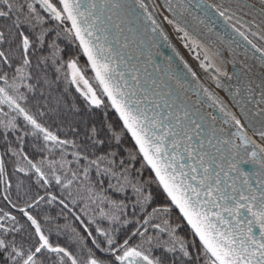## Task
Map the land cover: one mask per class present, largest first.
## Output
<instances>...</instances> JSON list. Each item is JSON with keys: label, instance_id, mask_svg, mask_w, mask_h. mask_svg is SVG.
Segmentation results:
<instances>
[{"label": "snow or ice", "instance_id": "6c2138e0", "mask_svg": "<svg viewBox=\"0 0 264 264\" xmlns=\"http://www.w3.org/2000/svg\"><path fill=\"white\" fill-rule=\"evenodd\" d=\"M107 2L108 0H105V3ZM112 2L116 7L119 6L117 0H112ZM136 2L141 9L147 11L143 0H136ZM185 2L189 5L192 4V0H185ZM259 2L264 5V0H259ZM166 3L171 5V0H166ZM237 3L240 4L241 8L254 7V5L249 6L244 3V0H237ZM59 4L62 6L61 8H57L52 0H32V2H29V0H0V22L5 25L3 29H0V45L9 44L8 49L0 50V82H2L0 84V104H7L10 109L17 113V116H22L27 124L34 129L32 135H36L37 132L42 133L45 141H50L57 146L71 143L67 140H60L42 127L17 102L18 99H24L23 95L19 94L21 87H27L29 91H33L31 84H24L25 80L32 79L31 72L26 71V69L31 66L29 55L33 43L29 36L21 31V28L34 17L40 19L37 5L61 23L65 20L71 21L69 31H74L75 38L79 40L83 53L87 56L95 72V79L102 86L103 94L111 100V106L119 113L124 129L131 133L135 143L139 146L140 153L143 154V158L155 171L156 177L167 196L171 198V202L183 214L193 233L199 238L204 257L203 264H264V182L258 181L261 191L257 194L245 177L243 181V185L247 188V191H245L244 187L238 186L236 180L230 175V172L243 175L240 173L239 164L234 159L228 161L229 170L226 172L222 164L216 165L214 156L210 157L209 153L204 151V140L199 141V147L196 146L194 141L199 138L200 125L196 124L194 127L186 125L184 121L187 119V113L184 117L177 115L175 122H173L171 112L167 114L163 111L153 112L150 116L149 109H141L144 101L137 97L134 91L125 92L123 90L118 82V80H123V74L116 71L109 59L112 56V49L100 45V36L95 31V27L99 23V17L92 16L96 8V0H59ZM208 7L212 8L216 15L222 18L227 27L231 28L236 35L261 53L258 60L261 67H264V49L257 48L248 39V36L235 26L241 23L235 12H230L228 9L215 5H209ZM185 11H187V8H185ZM260 12L264 15V7H261ZM180 14L183 16L184 13L181 12ZM90 16H92L91 22ZM148 18L151 19V15ZM168 23L174 24L176 30L183 33L182 38L184 40H190L193 45L201 46L194 37L190 36L186 28L181 26L179 21L168 20ZM152 24L155 25L153 31H156L159 25L155 20H152ZM161 34L163 35V33ZM252 34L257 35V33ZM10 36L19 37L16 50L11 48ZM259 37L264 40V28L260 30ZM164 38L167 39L166 36ZM37 40L42 45L43 35L37 37ZM15 51H19L20 55L19 66L14 67L12 59L15 56ZM105 53L107 54L105 55ZM205 59H208L207 55H205ZM5 65L7 68L14 69L11 80L7 72L4 71ZM69 67L73 69L71 80L72 83L77 85V90L82 92V95L90 104L99 107L102 103L101 100L97 97L95 90L84 77L76 62H70ZM216 71L220 72V69L217 68ZM193 75L195 74L193 73ZM221 75L226 76L227 73L221 72ZM133 79L138 81V74L133 73ZM81 82L84 86L83 89L80 86ZM217 86H222L219 80H217ZM123 87H127V85L125 84ZM10 90L18 95H12ZM204 92L212 103L219 107L220 112L227 118L226 122L234 123L237 126V138L244 141L245 153L247 154V145L250 138L243 132L244 126L235 115L226 110L218 98L208 92L207 89H204ZM168 95L171 96V93H168ZM152 103L156 108L161 107L155 101H152ZM4 115H7V113H4ZM165 115H167V124L164 119ZM0 128L4 130V139L7 141L8 150L11 151L12 155L22 156L27 161L28 168L34 169L43 179L45 174L41 167L34 164L27 155H23L22 148L18 152L10 147L12 141L8 140V132L19 131L16 118L0 119ZM109 131L119 142V137L116 136L110 125ZM257 132L264 140V126L258 129ZM92 133L94 136L97 134L95 128L92 129ZM27 134L25 133V135ZM16 139L21 140L22 137L17 136ZM102 142L97 141V143ZM223 142L233 144V141L227 139ZM208 143L211 144V140ZM251 143L254 144L255 142L251 141ZM233 147L238 146L233 144ZM256 147L260 148L259 145ZM251 156L253 158L252 162L259 163L260 167L264 169V148H260L259 155L256 151H252ZM185 159L192 161V163L186 166ZM240 162L246 163L248 161L242 159ZM42 163L44 162L41 161ZM92 163L96 162L93 161ZM54 164L55 162H49V167L53 169V172L55 171ZM186 167L188 168L187 171H185ZM18 170L26 171L23 167ZM3 172L4 160L2 154H0V174H3ZM221 173H224V176H221ZM72 175L75 178L76 174L72 173ZM85 178H87V170L85 171ZM55 179L57 183L61 182L59 176H56ZM45 182L47 181L45 180ZM71 184L72 181L69 180L64 186L70 187ZM136 191L141 193L139 188ZM40 199H43V197H40ZM52 199H55V197H52ZM152 199L151 193L144 196L141 204L142 210L146 211V209H143V205L151 203ZM118 210H120L119 207ZM21 211L35 227L38 241L34 247L25 248L22 244L18 245L16 238L9 236V234L14 231L18 232L19 229L5 227L4 223L0 222V252H6L7 264H44L43 256L45 253L54 254L56 264H65V258L70 261V264H167L163 254L154 255V249L157 248H161L164 253L173 256L179 251L188 260L193 258V254L188 250L185 240L177 236L175 228H162L159 224L153 225L160 232L168 233L169 239L163 242L160 241L159 237L145 235L148 232L146 226L149 225L150 220L153 219L156 213L171 211L167 207L154 208L151 213H147V218L144 219L141 227L136 228L122 243L117 241L112 232L97 225L95 231L100 237H103V241H98L93 236L92 231H88V225H85L88 237L92 238L91 244L93 247H89L84 243L79 256H74L64 247L54 246L50 243L49 237L42 231L38 221L24 209H21ZM105 215L110 222L119 223L118 215ZM10 219L15 221L16 218L13 216ZM89 223H95V221ZM137 223L140 222L137 221ZM81 224H84V221L81 220ZM165 225H168L167 220H165ZM141 228H143V231H141ZM113 231H118V229ZM136 235H139L142 239L140 243L133 246L129 241L132 236ZM77 237L82 242L84 241L79 233H77ZM145 245H148V247H145ZM172 264H175L174 260Z\"/></svg>", "mask_w": 264, "mask_h": 264}, {"label": "water", "instance_id": "95a60500", "mask_svg": "<svg viewBox=\"0 0 264 264\" xmlns=\"http://www.w3.org/2000/svg\"><path fill=\"white\" fill-rule=\"evenodd\" d=\"M184 9L187 8L186 12L193 15L195 21L199 25L198 33L204 39L212 43L214 49H219L222 54L238 55L243 59L250 60L255 59L259 62L258 57L261 55L252 48L251 44L243 40L241 37L236 35L231 28L227 27L222 18H219L215 11L208 7L209 5H215L213 0H192V4H186L185 0H174ZM224 1V0H221ZM236 4V6L245 11L258 20L262 25L264 24V15L261 14V5L259 0H244V3L249 6L241 8L237 0H227ZM58 6L59 0H57ZM156 6L157 2H161L168 5L165 0H152V3ZM165 2V3H164ZM118 7L108 0H96V8L92 13V16L99 17V23L95 27L96 34L100 36V45L105 48L112 49V56L109 59L112 62L113 67L116 68L118 73L123 74V80H118L125 92L132 90L136 93L144 103L141 105V109H149V115L153 112L159 113L161 111L167 114L171 112L173 114V122L176 120V116L184 117L187 113V119L184 121L186 125L196 124L200 125L199 138L194 141L197 147H199V141L204 140L205 148L204 151L209 153V156H214L216 165L224 167L225 171L229 170V160H235L239 164L240 173L230 172L233 179L236 180L238 186L244 187L247 191L246 186L243 185L245 177L251 184L252 189L256 190L258 194L261 191L260 182H264V169L260 167L259 163H254L251 156L252 151H256L259 155L261 145L257 143L255 138L260 137L253 123H248L243 118L236 116L235 112L227 107L221 98L215 95L211 89L202 82L199 76L195 72H192L188 66H186L178 56L171 50L170 46L166 42L164 35L161 33V29L158 28L153 31L155 25L152 24V17L149 19V13L141 9L137 4L136 0H117ZM150 3V7H154ZM216 6V5H215ZM169 7V6H168ZM181 9V7H180ZM90 16V22L92 19ZM110 17V18H109ZM68 28L71 29V21L66 20ZM203 21V23H201ZM234 23V22H233ZM240 31L244 32L248 39L252 41L257 48H261L259 44L253 41L252 37L242 30L237 24L235 25ZM72 38L75 39L78 50L81 56L86 60L89 71L92 73L93 80L96 82L100 92L105 101L110 106L111 111L115 114L118 123L122 126L125 134H127L131 144L134 145L138 155H140L145 166L148 167L155 181L161 188L164 196L167 198L172 208L176 210L180 218L183 219L187 228L192 232L195 239L202 247L199 238L193 233L191 226L188 225L186 219L179 209L171 202V198L167 196L163 186L159 183L156 177L155 171L148 165L147 161L143 158V154L139 151V146L135 143L131 133L127 132L123 127V121L119 117V113L116 112L115 108L111 106V100L103 94L102 86L99 85L95 79V72L91 67V63L83 53V49L80 46L79 40L75 38L74 31H71ZM127 45V47H125ZM262 49V48H261ZM239 52H243L246 55L242 56ZM188 53V52H187ZM107 53H105L106 55ZM250 58H249V57ZM256 66L257 64L254 63ZM264 70V68H262ZM133 73L138 74L139 80L133 79ZM193 73L195 75H193ZM248 74H252L256 83H259L257 74L249 68ZM127 87H123L124 85ZM204 89H207L213 96L219 99L226 108L227 111L231 112L239 121H243V132L250 138V142L247 145V154L245 153V143L242 139L237 138L238 128L234 123L226 122V117L220 112L219 107L214 105L212 101L205 94ZM171 93V96L168 95ZM155 101L160 104V108H156L152 103ZM166 102V105H165ZM215 118V119H214ZM250 118V117H249ZM167 124V115L164 117ZM252 119V117L250 118ZM262 126L260 125L259 128ZM231 140L233 144L238 147H233V144H225L224 140ZM211 140V144L208 141ZM219 141V143H218ZM254 141L255 143H251ZM257 145L260 148L256 147ZM264 148V147H263ZM169 150L171 151L170 147ZM239 153V155H237ZM242 159L248 162H240ZM192 161L185 159V164L190 165ZM215 167V165H213ZM188 168H185L187 171ZM219 171V169H217ZM224 176V173H221ZM227 178L225 177V180ZM29 221V220H28ZM29 224L34 230L35 227L29 221ZM259 230L257 229V232ZM38 237V236H37Z\"/></svg>", "mask_w": 264, "mask_h": 264}, {"label": "trees", "instance_id": "16d2710c", "mask_svg": "<svg viewBox=\"0 0 264 264\" xmlns=\"http://www.w3.org/2000/svg\"><path fill=\"white\" fill-rule=\"evenodd\" d=\"M56 72L58 75H60V72L62 71L58 68L56 69ZM50 73L51 79H53L55 73L52 71H50ZM58 79L61 83V88L59 89V91H57V85L56 90H54L55 83H53L51 80L46 82L44 78L42 79L43 88L46 91L57 92L54 94L51 93L49 96H42L38 100L39 103L44 106V110L42 111L43 116H46V119L49 121L48 125L54 127L55 132L61 133L62 126H68V128H70L71 126H75V128L80 126L84 128L89 125L90 128L99 129L103 124H105L107 127L108 124H111L112 130L115 132L116 136L119 137V142H117V139L111 132V136L107 139V142L111 143L109 145L110 148H105L104 152L101 151V153H99L96 150V147L92 146L91 149L94 150H88L87 153H83L79 157V161L77 155L75 156V160L70 157H68V160L63 158L62 163L64 167V173H69L68 167H70L71 169L69 175L59 176L60 178L65 180V184H67L68 181L71 180L73 181V184H77L79 186L83 185L85 182V171L87 170V173L95 172L92 173V175L99 178V183H97L96 186L101 188L104 187L102 190L96 188L98 191L102 192L108 190V187H114V189L121 190V192L119 193L121 199L118 198L116 200L122 201L123 204L132 203L135 206V211L137 212H146L151 207L147 204L146 206L143 205V209H146V211H144L142 210V203L139 200L133 201L125 195V193L129 191L138 193L136 191L137 188L141 189V193H139L141 201H143L144 196H146L148 193H151L158 202L157 204L154 203V206L158 205V207H160L167 205L166 198L163 196L159 187H153V185L151 184L153 183V181L148 180V182H145V184H143L141 187L138 185L140 175L142 174V172H144V166H142V164H135L134 166H132L130 163H124L126 160L121 163L126 153L122 141H124L130 147H132V145L127 134H125L124 130L118 123V120L117 118H115L113 113H111L113 117L108 118L109 115L106 112L105 114H107V116L104 113H101L99 117H97V114L95 113L87 112V110L82 107L83 104L80 102L81 99L79 100L77 93H73L71 91L70 84L67 81L64 82L61 76H59ZM57 96L59 97V99H57ZM2 107L3 106H1L0 109H2ZM3 108L6 112H10L11 116L12 114H14L11 109L5 108V106ZM90 108L92 109V107ZM109 112H111L110 109ZM48 125L46 126L49 127ZM19 128H21L20 134H15V132L13 131L8 132V140L12 141L10 147L19 152L20 145L23 142L25 144L23 150L25 147L28 149L26 150L27 153H24L23 155H27L31 160L32 158H36L37 156L39 157V159L46 161L48 156L52 154L55 149L51 146L56 145L50 141H45L43 134L42 136H35L34 138H24L21 140H17L16 137H20L25 129L32 130L31 125L27 124V122L25 121H21ZM73 134V132H69L65 134L64 137L66 140H74L75 137ZM91 139H93V142L98 141V138L94 136H91V138H89V141H91ZM35 140H37L36 147L35 150L33 149L32 151L28 147V143L31 142L32 144V141ZM103 142L107 144L106 141ZM92 144L94 143L85 145L81 149L87 150ZM96 145L99 146L97 142ZM8 148L9 145L4 139L3 129L0 128V154H2L4 160V172L3 174H0V222H3L5 227L19 229L18 232L14 231L9 234V236H14L16 238V242L18 245L22 244L25 248L34 247L38 241L37 236H35V233L32 230L29 222H27L24 212H21L19 210L20 208L29 206L25 211H29L30 214L38 221L42 231L49 237L50 243H52L54 246H66L69 250L74 252L73 248L71 249L65 243L66 235L64 233V228L71 226V224H69L70 218L76 217V211L78 209H82V206L78 207L79 204L77 205V203H80V205H84V196H77V199H75L74 191H72L70 187L69 189L65 190L67 202L63 200V203H61L62 199L56 194L57 182L54 178H52L53 174L49 173L48 170L46 172L43 171L45 175L44 178L41 179V177L37 173L31 171V169L28 168L27 161H25L22 156H13ZM79 149L80 148H77V150ZM106 152H108L109 154L102 156L101 158L103 159L98 157ZM134 152L135 151L133 149V152L129 153L128 156L135 155ZM70 155L72 154L70 153ZM93 161H95L96 163H92ZM21 167L25 168L26 171H19L18 169ZM72 173L76 174L75 178L73 177ZM45 180L47 182H45ZM40 197H43V199H40ZM52 197H55V199H52ZM37 201L39 202L37 203ZM30 205L32 206L30 207ZM65 205H67V207H65ZM110 210L113 211L114 209L111 208ZM13 216L16 218L15 221L10 219V217ZM162 218L163 213L159 212L156 219L158 221H162ZM169 218L171 219V223L173 224H169L168 227H173L176 223V228L178 229V218H174L175 220L172 219L171 216ZM11 223H13L14 225ZM104 226H108V224L103 223V226L101 227ZM182 226L184 227V229L180 224V229H178V232H176L177 236L181 235L185 238L188 234L192 236L188 228L185 227L183 221ZM126 227L127 224L122 229L123 232H126ZM82 228L85 229V226L82 225ZM194 241L196 242L197 249L201 250L202 248L197 240L194 239ZM187 246L189 251L193 250L196 253L195 248L190 243ZM179 253L180 252L177 251L174 256L172 255L171 262L174 260L175 264H184L183 256ZM195 258L197 259L196 256ZM43 261L44 264H56V257L52 253H45L43 256ZM193 261L194 264H198L195 259H193ZM0 264H7L6 252H0ZM65 264H70L66 258Z\"/></svg>", "mask_w": 264, "mask_h": 264}, {"label": "flooded vegetation", "instance_id": "af4514ba", "mask_svg": "<svg viewBox=\"0 0 264 264\" xmlns=\"http://www.w3.org/2000/svg\"><path fill=\"white\" fill-rule=\"evenodd\" d=\"M29 2H32V0H29ZM54 4L57 6L56 0H54ZM37 11H38L40 19H36L34 17V18H32L31 21L26 22L24 24V26L21 28V31H24V33L29 36V38L32 40V43H33V47L30 49V55H29V59L31 60V66H30V68H28L29 72H31L35 77L33 79V76H32V79L28 80V84L32 85L33 91H29L27 87H21L19 89V94H22L24 99H18L17 102L20 104L21 107H23L25 109L26 112H28L29 115H31L39 124H41L42 127L46 128L53 135H56V134H60V133L55 132L54 127H51L48 125L49 121L46 119V116L45 117L43 116L42 111H40V110L44 109V106H42L38 100L42 96L43 97L49 96L51 93L54 94L57 91H59V89L61 88V83H60V80L58 79L59 76H61V78L64 80V82L67 81L70 84L71 91L73 93H77L79 100L80 99L83 100L84 96L77 90V85L72 83L70 78L67 77V75L65 74V69L64 70L61 69L64 67V65L66 67H69V63L72 61H75L80 66V63H81L80 51L77 49L76 45H73L72 41H69V40H71L72 36L69 34V31H68L69 29L67 28L66 20L63 23H61L60 21L54 19L48 12H46L39 5H37ZM4 27H5V25L3 24V22H0V29H3ZM41 35H43V44L42 45H41L40 41L37 40V37H39ZM9 39L11 41V48L13 50H16L18 47V43H19V37L18 36H10ZM8 48H9V44L0 45V50H6ZM19 55H20L19 51H15V56L12 59V63L14 65V67L19 66ZM58 68H59V70L62 71V72H60V75H58L56 72V69H58ZM4 71L7 72L9 79L11 80L12 76L14 75V69L7 68V66L5 65ZM50 71L55 73L53 79H51ZM86 72H88V70ZM89 73L91 75L90 71H89ZM91 77H92V75H91ZM43 78L46 82L51 80L53 83H55L54 90H56V85H57V87H58L57 91H54V92L46 91L43 88V84H42ZM0 84H2V82H0ZM80 86L84 87L82 84ZM95 86H96L97 92L101 96L100 100L102 103L99 107L91 104V106H94V107H92L93 109H91L90 106H88V108H85V109L87 110V112L95 113V114H96V112H98V113L101 112L104 114L106 112L109 115L108 118H112L111 117L112 114L109 112L107 102H105L104 97L102 95V92H100L97 85H95ZM16 95H18V94L15 93L14 96H16ZM57 99H59L58 96H57ZM1 105L3 107L5 106V108H9L7 104H1ZM36 105L39 108L35 107ZM13 112L15 115L12 114V116H11L10 112H6L5 109L2 108L0 118H3V120H8V119L15 117L18 126H20L21 121H25V120L23 119L22 116H17V113L15 111H13ZM4 113H7V115H4ZM105 115L107 116V114H105ZM46 125H48L49 127H47ZM26 128H29V127H26ZM20 129L21 128H19V131H15V134H20L21 133ZM31 129L32 130H26L25 129L23 134L20 137H22V139H24V138H34L35 136H42V133H38V132L36 135H32L34 129L33 128H31ZM3 133H4V130H3ZM25 133H28V134L25 135ZM122 143L124 145V149L126 150V153H125L124 158L122 160V161H124L127 159L128 154L133 152V148L130 147L129 145H127L124 141H122ZM24 145L25 144L22 142L19 150H21V148L23 150ZM92 146H93V144L91 146H89V148L87 150H85L83 153H87L88 150L89 151L94 150V149H91ZM101 146H102L103 152H104L105 148H110V146L108 144H105L104 142L101 143ZM51 147H53L55 149H59L58 147H56L54 145H52ZM108 154L109 153L106 152V153L101 154V156H98V157L101 158L102 156H105ZM130 156H134L135 162L137 164H140L139 159H138V155H136V153H135V155H130ZM48 158H49V156H48ZM48 158L46 161H44V160L39 159V157L36 156V158L34 157V158H32V160H33L34 164H37L39 167H41L42 171L46 172L48 170L49 173L53 174L52 178H54V179L56 176L69 175V173L71 172L70 167H68L69 173L65 174L63 164H58V165L54 164V166H55L54 169H55L56 173L53 172V170L49 167V162H53L54 160L48 159ZM41 161H43L44 163L41 164ZM124 163H127V162L125 161ZM145 170H147V168H144V172H142L140 177L145 178ZM31 171L35 172L34 169H31ZM92 173H95V172L87 173V178H84L85 182L83 185L79 186L77 184H72V186H70L71 190L74 191L75 199H77L76 198L77 196H81V195L84 196V200H85L84 205L83 204L80 205V203H77V205L79 204L78 207L82 206V208H83V207H85V205H94L100 211H103L105 209L108 211L105 214H107L109 216L112 214L118 215L119 216V223L110 222L109 219H107L106 217H104V219H100V218H93L92 219L89 217H85L84 215H81V210L78 209L76 211V217H71L69 224L76 225L77 227H80V228H82V225H84V226L88 225V228H90L92 231H95L97 225L99 227L103 226V223H106V224L112 225V226L116 225V226H119V228H121V229H123L124 226L127 224L126 230L128 232H130L129 233V236H130L131 233L136 230V228L141 227L144 219L147 218V213H151L154 208H158V205L154 206V203L157 204L158 202L156 201V199L152 195L153 199H152L151 203L147 204L148 206H151V207L146 212L135 211V206L132 203L123 204L122 201L116 200L118 198L121 199V196L119 195L121 190L114 189V187L113 188L108 187V190H105L102 192L98 191L97 189L102 190L104 187L101 188V187L96 186V184L99 183L98 182L99 178L92 175ZM151 175L149 174V177L147 178V180H145V182H148V180H151V181H153V183H151L153 185V187H156L157 184L155 182V178H153L154 176H151ZM145 182H144V184H145ZM64 187L65 186L57 189L56 194L58 197H60L62 199V201L64 200L67 202L66 196H65L66 191L63 189ZM125 195L129 199H132L133 201L139 200L142 203L139 193H136V192L134 193L133 191H129V192L125 193ZM114 197H116V198H114ZM136 197H138V198H136ZM77 205H76V207H77ZM109 205H110V209L113 208L114 206H116L117 208L114 209L113 211H111L108 208ZM144 205L146 206V204H144ZM118 207L120 210H118ZM160 207H167V208L171 209L170 212H167V213L162 212L163 217L171 216L172 219L178 218V220H179L178 229H180V224H181V227L184 229V227L182 226V221H183L182 218H180V216L177 214L176 211H174L173 208H171L169 205H164V206H160ZM157 215H158V213L155 214L153 219L150 220L149 225L146 226V227H148V232L145 233V235L146 236L159 237L160 241L163 242L162 240H168L169 239L168 233L167 232L162 233L160 231L158 233L156 230L157 228H152L153 223L155 221H157V219H156ZM77 217H79V219H77ZM81 220L84 221V224H81ZM90 221H95V223H89ZM137 221H139L140 223H137ZM176 225L177 224L175 223L174 226L171 228H175L176 232H178ZM184 225H185V223H184ZM163 227H168V226H163ZM185 227H186V225H185ZM141 231H143V228H141ZM189 232H190V230H189ZM191 235L192 236H190L188 234L186 236V238L184 236L178 235L179 237H181L182 239L185 240L187 245H189V243H190L196 250V253H195V251L190 250V252L193 254L192 260H188L186 257H183V263L184 264H187V263L192 264V262H194L193 259H195V261H197L198 264H203L202 261H204V258H203L202 251H201L202 249L201 250L197 249L196 242L194 241L195 238H194L192 233H191ZM116 237L122 238L119 235ZM133 237L131 238V240L133 239ZM86 241H87V245L89 247H93V245H91L90 239L86 238ZM98 241H103V240H98ZM139 242H141V241H139ZM154 243H155V241H154ZM61 247L66 248L74 256H79L81 254V252L79 253V252L75 251L74 249H73L74 252H72L66 246L61 245ZM145 247H148V245H145ZM154 253L157 256L163 254L166 261L171 260V257H172V254L164 253L163 249H161V248L154 249ZM97 254H99V253H97ZM179 254L181 255L182 253H179ZM195 256L196 257L199 256V258L196 259ZM68 262L70 263V261H68Z\"/></svg>", "mask_w": 264, "mask_h": 264}, {"label": "rangeland", "instance_id": "374dc122", "mask_svg": "<svg viewBox=\"0 0 264 264\" xmlns=\"http://www.w3.org/2000/svg\"><path fill=\"white\" fill-rule=\"evenodd\" d=\"M52 3L54 4V0H52ZM56 3H57V8H60L58 6L57 0H56ZM229 11L230 12H235V15L237 17H239L240 20H241V23H239L237 25L242 30H244L245 32H248V34L252 37V39L254 41H256V43L259 44L264 49V40L260 39V37H259V32L260 31L256 27H254L253 25H251L250 23H248L247 21L244 20V16H245L244 14L242 15L240 12L235 11L234 9L229 10ZM163 13L165 15V19H166L167 22H168V20L178 21V19L177 18L175 19V17L173 15H171V14H169L167 12H163ZM233 22L235 23V21H233ZM180 24H181L182 27L186 28V30L189 32L190 36L191 37H194L195 40L199 42V45H201L202 47L201 46L193 45L190 40H184L182 38L183 37V33L178 32L176 30V27L174 26V24H171L172 28L176 32L175 34L178 35L179 39L181 40V42L183 43V45L185 46V48L190 53V55H192L195 58V60L197 61L198 65L201 68L204 69V71H205L204 73L208 75V77H206V75L204 74V77L203 78L205 79V81H207L209 84H212L211 79H212L213 83L216 82V81L213 80L214 78L218 80L219 77H222L223 76V75H221V72H227V67L225 66V65H227V64H225V61H226L225 54H222V52L219 49H214L211 46V43L207 42L205 39H204V42H203L202 41V36L200 34H195L193 32V30H194L193 28L186 26V24H183L182 21L180 22ZM189 24H191L192 26H194V24L191 23V22H189ZM187 27H188V29L191 28L192 30L189 31L187 29ZM67 28H68V24H67ZM194 28H195V26H194ZM68 29H70V28H68ZM252 33H257V35H253ZM69 34L71 35V31H69ZM69 41H72L73 42V45H76L75 39L71 38V40H69ZM76 47H77V45H76ZM205 55H207L208 59H205ZM80 60H81L80 66H79L78 63H76L77 66H78V68L82 71L84 77L88 80L89 84L95 90L97 97L99 99H101V96L99 95V93L96 90V86H95L96 85V82L91 77V75L89 73V68H88L87 62H86V60L83 59V57L81 56V53H80ZM217 68L220 69V72H217L216 71ZM64 69H65V74L67 75V77H69L71 79L73 69L70 68V67H66L65 65L62 68V70H64ZM87 70H88V72H86ZM26 71H29V69H26ZM32 76H33V79H34L35 77H34L33 74H32ZM233 76H234L233 83L231 85H229V86H226L225 89H224V90H226V92H227V90H228V92H232L231 91L232 88H233L232 86H233L234 82H236V80L238 79V76H237L236 73ZM209 78H210V80H209ZM236 83H238V82H236ZM24 84L25 85H28V80H25L24 81ZM81 84H82V82H81ZM214 86L217 88V86L215 84H214ZM81 88L83 89L84 87L81 86ZM242 88H243V85L240 83L233 90H239V91H241ZM84 90H86V89H84ZM10 93L12 95H15V93L14 92H11V90H10ZM80 93H82V92L80 91ZM221 93H223V92H221ZM225 96L228 97V95H225ZM230 98L233 100V97H230ZM80 102L83 104L82 107H84V108H88V106H90V107H94L95 106V105L94 106H91V104L85 98V96H84L83 100H81ZM107 106H108V109H110V106L108 104H107ZM35 107H37V106H35ZM37 108H39V107H37ZM43 110H41V111H43ZM110 113H113V112H110ZM96 114H97L96 116L99 117L100 114H101V112H99V113L96 112ZM113 115L115 116L114 113H113ZM113 115H111V117H113ZM115 118H116V116H115ZM109 125L111 126V124H108V127H109ZM108 127L105 124H103V125L100 126L99 129H96L95 128L96 131H97V134L94 136L93 133H92V129L93 128H90L89 125L87 127H84V128H82L80 126L79 127H76V128H75V126H71L70 128H68V126H62L61 127L62 132L60 134H56L55 136H57L60 140H66L65 137H64V135L67 134V133H69V132H73L74 133L73 135H74L75 139L74 140H67V141H70L71 142V143H69L67 145H61V146H57L56 145V147H58L59 149H54L53 153L49 155V158L48 159H53L54 160L53 162H55V165H58V164H63L62 163V159L63 158L66 159V160H68V157H70V158H73L75 160V156L77 155L78 156L77 158H78V161H79V157L85 151V150H82L81 148L84 147L85 145H89L90 143H94L93 146L96 147V150L99 153H101V151H102L101 143H98L99 146H97L96 145V142L97 141L96 142H93V139H91V141H92L91 142V141H89V138H91V136H94V137L98 138V141H106V143L108 145H110L111 143H108L107 142V139L111 136V132L108 130ZM32 142H33L32 144H31V142L28 143V147L30 148V150L33 151V149L35 150L37 140L32 141ZM132 147H133L136 155H138V152L136 151V148L134 147V145H132ZM77 148H80V149L77 150ZM26 150H28V149L25 147L24 148V151H23V154L24 153H27ZM70 153L72 155H70ZM138 159H139L140 164H137L135 162L134 156H130L129 155L127 157V159H126V162L127 163H130L132 166H134L135 164H137V165H141L142 164V166H144V168H147V170H145V178L144 177H140L139 180H138V185L141 187L144 184L145 180H147V178L149 177V174L151 175V172L149 171L148 167L145 166V164L143 163V161L141 160V158H140L139 155H138ZM64 184H65V180H63L61 178V182L60 183H56V189H59L60 187H63ZM72 184H73V181H72ZM72 184H71V186H72ZM156 184H157V182H156ZM157 187H159L158 184H157ZM69 188L70 187H64L63 189L66 190V189H69ZM160 190H161V188H160ZM161 192H162V190H161ZM162 194H163V192H162ZM163 196H164V194H163ZM166 201H167V205H169L172 208V206L169 203V201L167 200V198H166ZM27 207H29V206H27ZM27 207L20 208L19 210L20 211H21V209L27 210ZM108 208L110 210V205L108 206ZM116 208H117L116 206L113 207V209H116ZM174 211H176V210L174 209ZM26 212L29 215H31L29 211H26ZM107 212L108 211L105 210V209L103 211H100L94 205H85V207H83L81 209V215H84L85 217H89V218H92V219L93 218L104 219V217H106L104 214L107 213ZM25 217H26V220L28 222V219H27V216L26 215H25ZM169 217H163L162 218L163 219L162 221H158L157 220V221H155L153 223V225L159 224L160 227L163 228V226H169V224H173V223H171V219ZM165 220L168 221V225H165ZM11 224H13V223H11ZM101 228L102 229H105V230H108L109 232H112L113 235H115V236H118V235L121 236L122 238H117L116 237L117 238V241L118 242H121V243L123 242V240L125 238H127L129 236V233H130L127 230H126V232H123L122 229L119 228V226H116V225H113V226L108 225V226H104V227H101ZM152 228H154V227L152 226ZM73 229H75V231H73ZM114 229H118V231H113ZM32 230H33V228H32ZM156 230L159 233V229H156ZM88 231H92V230L90 228H88ZM64 233L66 235V238H65L66 245L70 246L71 249L73 248L75 251H77L79 253L81 252V248H82L83 244L84 243L87 244L86 238L90 239V241L92 239L91 237H88L87 232L85 231L84 228L77 227L76 225H71L70 227L64 228ZM77 233H79L80 236H82L84 238V241L83 242L79 240V238L77 237ZM92 233H93V236L95 238H97V240H103V237H100L97 232L92 231ZM141 239L142 238L139 235H136V236L133 237L132 240L129 241V243L134 246L135 244L140 243L139 241H141ZM154 255H155V253H154ZM167 263L168 264H172L171 260H167ZM192 264H194V262H192Z\"/></svg>", "mask_w": 264, "mask_h": 264}, {"label": "bare ground", "instance_id": "6f19581e", "mask_svg": "<svg viewBox=\"0 0 264 264\" xmlns=\"http://www.w3.org/2000/svg\"><path fill=\"white\" fill-rule=\"evenodd\" d=\"M212 2L215 3L217 7H222L229 10L234 9L235 11L240 12L242 15L244 14L246 16H244V20L256 27L259 31L264 28V24L262 25L258 20L253 19V17H251V15L245 12L244 10L241 11V9L236 6V4H233L232 2L227 0H213ZM143 3L146 5V12L149 13L152 19L155 20L156 23L159 25V28L161 29V32L163 33L164 37H167L166 42L170 46L171 50L175 53V55L180 58L182 63L188 66L192 72H195L197 76L200 77L205 86L209 87L216 96L218 95L223 101V103L228 108L230 107L236 113V116L243 118L244 121L246 120L248 123L250 122V125L251 123H253L256 129H260V125L264 126V70H262V68L264 67H261L260 63L255 59L253 60V58L251 60L256 63L257 66L250 60L243 59L238 55L228 54L226 55L225 61V64H227L225 65L227 67V75H223L218 79L220 85L222 86H217V79L215 78L213 80L216 82L213 83L211 79L212 84H209L203 78L205 74L204 69L198 65L195 58L190 55V53L187 51V49L179 39L178 35L175 34L176 32L172 28L171 24H168V22L166 21L163 12H167L173 15L175 19H178V21H182V23L186 24V26L193 28L195 30H193L195 34H200L198 33L199 25L195 21V17L189 12H186L185 9L174 0H171V5H169L168 3V5H165L161 2H157L155 6V2L152 3V0H143ZM150 3L153 4L154 7H150ZM181 12L184 13L183 16H181ZM189 22L193 23L196 29L194 28V26L189 24ZM191 28H189L188 30H192ZM239 54L242 56L246 55L243 52H239ZM249 68H251L254 73L257 74L259 83L255 82L254 78L252 77V74L247 73L249 72ZM235 73L238 76V79L236 80V82L238 83L234 82L232 86L233 88L231 90L232 92H228V90L226 92V90L224 89L226 86H229L233 83V75ZM205 75L206 77H208L207 74ZM240 83L243 85L241 91L233 90ZM214 84L217 86L218 89L214 86ZM220 91L223 93H221ZM225 95H228V97ZM230 97H233V100ZM249 117H252V119H250ZM240 122L242 125L244 124L243 121ZM255 139L257 140V143L260 144L263 148L264 140H262L261 137Z\"/></svg>", "mask_w": 264, "mask_h": 264}]
</instances>
